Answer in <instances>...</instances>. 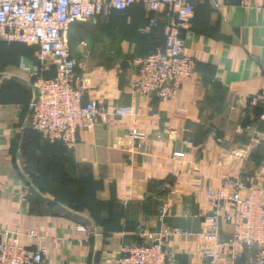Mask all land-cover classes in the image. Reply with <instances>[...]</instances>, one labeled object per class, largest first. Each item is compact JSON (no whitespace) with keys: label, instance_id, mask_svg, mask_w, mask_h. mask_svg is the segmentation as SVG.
I'll list each match as a JSON object with an SVG mask.
<instances>
[{"label":"crops","instance_id":"crops-1","mask_svg":"<svg viewBox=\"0 0 264 264\" xmlns=\"http://www.w3.org/2000/svg\"><path fill=\"white\" fill-rule=\"evenodd\" d=\"M257 3L193 0L185 51L195 58L196 73L183 80L174 100L143 98L130 89L134 60L165 37L173 14L136 3L123 15L70 27L69 46L87 78L84 101L97 99L110 113L120 107L135 113L111 114L81 130L73 148L40 144L45 149L36 150L54 161L64 151L65 171L96 183V206L81 209L52 198L29 167L24 146L36 78L27 68L36 72L39 66L37 46L0 34V241L4 230L17 232L27 249L45 246L52 264H118L123 249L151 242L164 228L180 229L183 234L166 239L177 264H211L200 253L208 246L207 187L229 196L237 179L264 185V14ZM134 127L145 133L141 149L132 146ZM223 204L232 208L228 200ZM28 230L38 236H26ZM231 232L222 219L221 237ZM255 253L245 250L235 264H254ZM218 264H229L225 254Z\"/></svg>","mask_w":264,"mask_h":264},{"label":"built area","instance_id":"built-area-1","mask_svg":"<svg viewBox=\"0 0 264 264\" xmlns=\"http://www.w3.org/2000/svg\"><path fill=\"white\" fill-rule=\"evenodd\" d=\"M136 3L152 11H167L173 17L166 26L165 44L134 60L137 72L130 82L131 92L143 98L174 100L183 80L196 73V60L185 51V32L195 11L193 0H0V34L9 42L38 47L36 72L27 68L29 75L36 78L29 122L44 142H59L73 148L81 130L92 129L111 114L135 115L130 107L116 108L110 113L97 99L84 101L87 78L77 70L78 60L72 55L67 33L73 24L124 12ZM255 8L264 14V0H259ZM156 24L153 20L152 25ZM54 68V76L42 74ZM130 138L134 148L144 146L145 133L138 128L130 129ZM175 155L183 157L184 153ZM206 196L208 246L201 250V255L211 264H218L225 254L229 264H235L245 250L255 249L254 264H264V185L246 186L237 179L229 196L224 189L211 185ZM21 200L26 201V190ZM225 200L231 202V209H223ZM222 219L232 226L226 238L220 234ZM2 233L0 264H52L45 246L32 251L20 244L21 234L8 230ZM183 233L180 229L164 228L153 235L151 242L123 249L118 264H177L176 254L166 247V239ZM25 235L38 236L35 230H28Z\"/></svg>","mask_w":264,"mask_h":264},{"label":"rangeland","instance_id":"rangeland-1","mask_svg":"<svg viewBox=\"0 0 264 264\" xmlns=\"http://www.w3.org/2000/svg\"><path fill=\"white\" fill-rule=\"evenodd\" d=\"M97 31V34H102L103 30L99 28ZM109 40L115 41L116 39L113 38L111 35H109ZM139 44L134 43V52L136 53L138 50ZM126 50V47L124 48V52ZM132 50V49H131ZM30 147L28 146L25 150V154L29 160V164H35L34 168L36 170V173L34 172V175L36 174L38 179L44 183L47 184L45 189L52 198L59 197L60 200H66L71 201V199H78L80 201L87 199L88 197V191L92 187V183H89L87 180L81 179V180H70L68 179V174L72 173L69 171L63 172L62 167L58 168L53 166L51 162V157H36L35 154H37V149L40 147L43 149L41 144V141H39L38 135L30 130ZM36 146L35 150L31 153L30 149L32 146ZM35 153V154H34ZM67 164V163H66ZM65 164V165H66ZM34 178V177H33ZM50 185L55 186L56 188H51ZM57 192L56 194H53ZM73 206H77L78 209H81V206L85 203H73L68 202ZM87 204V203H86Z\"/></svg>","mask_w":264,"mask_h":264},{"label":"trees","instance_id":"trees-1","mask_svg":"<svg viewBox=\"0 0 264 264\" xmlns=\"http://www.w3.org/2000/svg\"><path fill=\"white\" fill-rule=\"evenodd\" d=\"M125 12H126V10L124 11V12H115L116 14H119V15H123V14H125ZM157 25V24H156ZM156 25H153V26H156ZM157 28V27H156ZM128 31H130V30H128ZM121 33H122V35H124V34H126V32H125V30H121ZM129 34V33H128ZM165 38H166V36L163 38L162 36H158L157 38H156V42H155V44H154V48L156 47V46H163L164 44H165ZM22 44H24V43H22ZM153 48V49H154ZM152 49V50H153ZM37 50H38V47H37ZM151 50V51H152ZM150 51V52H151ZM149 52V53H150ZM149 53H147V54H145L144 56H142L141 58H143V57H146ZM51 75H46L47 77H51V76H54L52 73H54V70H51V71H48ZM30 129H31V131L32 132H34V133H36L37 135H38V138H39V141H41V144L43 145V146H45V147H47V146H49V145H51V146H58V147H61V148H63L64 150H66L68 147H66V146H64L62 143H49V142H44L43 141V139H42V137H41V134L39 133V132H37L36 130H34L32 127H30ZM30 144V143H29ZM28 143H27V145H26V147L24 146V148H25V150H26V148L29 146L30 147V145H29ZM45 147H43V149H41V150H44L45 149ZM65 147V148H64ZM35 148H36V146L34 145V146H32L31 147V149H30V152L32 153L34 150H35ZM35 154V153H34ZM60 154H61V158H60V160L59 161H54L52 158H51V162H52V164H53V166H55V167H58V168H61L62 167V170H63V172H66L65 171V169L63 168L64 166V163L66 162L67 163V158L66 157H64V151H62V152H60ZM35 156L36 157H38L37 156V154H35ZM43 157H47V156H43ZM42 158V157H41ZM65 163V164H66ZM58 164H60L61 166H58ZM35 166V164L33 165H31V164H29V167L30 168H32V167H34ZM68 176V179H70V180H74V181H76V180H81L82 178H75V177H71L69 174L67 175ZM38 179V178H37ZM84 180H87L89 183H92V187L89 189V191H88V197H87V199H84V200H82V201H80V200H78V199H71V201H66V200H60L59 199V197H56V198H54L55 200H58V201H62V202H64V203H66V204H69V205H71L70 203H68V202H73V203H85L84 205H82L81 206V208H83V207H85V206H89V207H95L96 206V202H97V199H96V196H95V192H96V190H97V188H96V183L94 182V181H92V180H90V179H84ZM38 182H40V183H42V181H40L39 179H38ZM37 183V182H36ZM44 183V182H43ZM49 186L51 187V188H56L55 186H53V185H50L49 184ZM47 187V184L46 183H44V185L42 186V188H46ZM53 194H56V196H57V192H55V193H53ZM87 203V204H86ZM73 206V205H72ZM74 207H77V206H74ZM78 208V207H77Z\"/></svg>","mask_w":264,"mask_h":264}]
</instances>
